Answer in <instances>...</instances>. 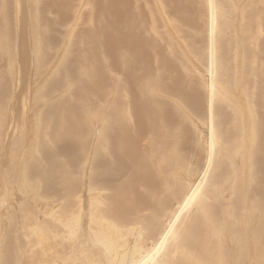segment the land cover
I'll use <instances>...</instances> for the list:
<instances>
[{"label":"bare ground","instance_id":"6f19581e","mask_svg":"<svg viewBox=\"0 0 264 264\" xmlns=\"http://www.w3.org/2000/svg\"><path fill=\"white\" fill-rule=\"evenodd\" d=\"M67 2L63 1L64 9L58 7L56 11L60 13L61 22L67 23L64 25L68 27L71 16L66 11V7L69 8ZM209 2V12L213 13L215 0ZM119 3L120 0L83 1L85 6L94 5L93 11L105 13L109 7L114 17L112 21L105 18L99 23L93 17L88 18L92 26L86 24L88 29L85 28L77 41L70 44L69 54L57 66V70L67 69L66 72L54 74L49 93L44 95L51 100L56 92L71 89L68 96L63 95L59 100L66 102V109H59L64 119L58 117L56 124L46 122L41 129L47 130L46 135L41 134L46 136L41 138V147L47 151L54 152L53 146H56L63 157L84 162L89 153L95 120H98L96 117L104 118L105 128L101 132L88 184L83 181L84 170L78 177L79 183L64 173L62 167L56 170L60 174L56 180L47 178L43 181L38 179L36 167L27 164L25 186L17 190L28 195L22 209V235L18 236L17 243L14 238L10 239L4 248L1 264H234L226 253L225 244L237 249L246 242L254 243L256 247L263 243L264 45L248 67L253 69L254 80L250 77L253 81L248 79L249 85L242 83L254 89L251 94L258 92L260 98L259 103H251V124L246 133L240 109L227 90L228 84L235 83L234 76L229 72L234 64L223 62L219 52L217 41L223 21L219 24L220 20L212 18L208 22L206 51L209 50L210 56L205 51L207 58L200 55L199 60L208 66L211 80L200 76V87H197L193 75L187 73L189 66L185 63L186 58L179 57L172 47H168L170 51L165 53L164 58L159 55L161 64L158 66L156 62L157 68L149 65L152 59L149 62L144 52L134 54L133 58L128 52H124L128 57L120 55V45L131 48L129 51L133 49L134 53L140 50L134 37L126 43L123 39L120 41V30L124 27L120 28ZM259 12V15H264V9ZM10 13L8 0H0V60L14 72V32L10 27ZM255 13L253 10L251 15ZM37 16L40 17L37 22L43 26L44 16ZM49 27L48 32L38 27L35 31L39 67L44 66L49 57L52 58L49 47L59 43L51 21ZM258 28L260 30L261 27ZM70 30L73 32V28ZM161 45L164 46L163 43ZM168 45L172 46V42H168L166 48ZM155 51L163 54L159 53L160 50ZM19 56L22 63L26 61L24 45L20 47ZM57 56L54 55V58ZM123 56L125 65L121 81ZM156 59L154 57L153 61ZM5 83L7 77L0 75V89L6 87ZM111 92L119 93L120 100L122 97L126 101V96H131L132 102L129 103L133 104V109L122 100L117 102L114 99L109 103L119 107L126 105L128 119L120 117V112L114 108L102 107ZM136 105L141 110L135 111ZM226 105L235 118L232 152L236 154L245 146L246 140L249 145L253 174L245 187L234 164H230V171L223 170L217 155L215 137L226 142L228 136V130L223 133L216 129L222 123L221 110ZM185 108L199 118L206 114L208 130L205 133L198 126L201 124H196ZM3 110L0 102V115ZM163 131L166 137L176 136V140H170L166 146L176 147L181 163L171 155L160 153L163 142L158 136ZM141 132L144 136L151 133L152 137L147 142L138 141ZM147 151L156 154L149 161L141 155V152ZM155 156L156 160L153 159ZM115 160L126 163L111 165ZM44 175L47 177L45 171ZM2 180L0 174V184ZM29 187L30 192H26ZM226 191L230 194L224 200ZM60 202L62 206H59ZM216 202L220 203L221 209H217ZM84 212L85 227L82 224ZM147 212H153L152 216H146ZM224 220L229 224L225 230L219 224ZM135 249L140 260L133 263Z\"/></svg>","mask_w":264,"mask_h":264},{"label":"rangeland","instance_id":"374dc122","mask_svg":"<svg viewBox=\"0 0 264 264\" xmlns=\"http://www.w3.org/2000/svg\"><path fill=\"white\" fill-rule=\"evenodd\" d=\"M63 1H68L67 3L69 5V10L66 7V11H68L67 13L71 16L68 27L65 26L67 23L65 24L61 22L60 13L56 11L58 7H60V9H64ZM67 1L8 0L11 12L10 27L14 32L13 36L16 35L14 37L12 36L13 57L15 59L14 65H16V68L14 69V72H11L8 65L4 61L0 60V75H5L7 77V83H5L6 87L0 89V102L2 109H4L2 115H0V174L3 178L0 184V264L4 258V248L10 239L14 238L17 243L18 236L22 235V209L28 195H23L17 190L22 189L25 186L24 177L26 173V165H34L36 167V175L38 176V179L42 178L43 181H46L47 178H49V180H56L60 175L56 172V170L58 167H62L63 171H65L64 173H68L75 183H79L78 180H80V178L78 177L84 170L83 181L88 184L92 173L94 157L98 151L101 132L105 128L104 118H100V116L96 117L95 115L98 120H95L89 153L84 162L75 158L68 159L63 157L58 153L56 146H53L54 152L47 151L45 148L41 147V138H45L47 133L46 129H41L45 126L46 122L56 124L58 117L64 119V114L60 112L59 109H66V102H59V100L63 95L68 96L71 93V89L56 92L53 97H51V100L45 98L46 96L44 97V95L49 93V88L52 84L54 74L66 72L67 69L57 70V68L61 65L60 63L63 61V58L69 54L68 50L70 48V44L77 41L78 35L82 31L88 29V26H92V24L90 25L88 18L93 17L94 21L99 23L105 18H109V20L112 21L111 19L114 17V14H110L113 13V11H111L109 7L107 8L108 12L106 10L104 13L103 11H93L95 8L94 5H91L92 7L87 4V6L83 5L84 0ZM207 1L208 3H205ZM215 3V11L210 13L208 8L210 7L209 0H120V28L122 26L124 27V30L122 28L120 30V41L123 39V43H126L129 41L130 37H134L136 44L139 46L138 50H140L137 51V53H134L133 49L129 51L131 48H128L125 45V48H123V45H120V55L123 54L125 56L124 52H128L127 54H131L130 57L133 58L138 54V52H144L148 61L152 59L151 62L155 63L151 64L149 61V65H153L157 68L161 64L160 56L164 58L165 53L168 54L170 51H168V47L169 49L172 47L174 52L177 53L179 57L184 56L186 58L185 63L189 66L187 68V73L189 75H193L198 83L197 87H200V76H205L208 80H211V74L208 71V66L206 63H202L199 60L200 55H203L204 57L206 56L205 59L207 58V55L210 56L209 50L206 51L208 47L207 43H209L207 42L209 41L208 22H210V19L212 18L220 20L219 24L223 21L224 25H221L220 27L219 39L217 41L219 52L220 55L223 56V62L234 64V68L229 70V72L232 76H234L233 78H235L233 79L235 83H232L233 85L228 84L227 90L229 91V95L234 98V103L236 102L240 109L239 112L241 113L244 129L247 133L251 124V103H259L260 98L258 96V92L251 94V91H254V89L247 88L248 86L245 87L243 84L249 85L248 79H250V77L254 80V76H252L254 73L253 69H248V67L264 45V29H262L264 28V15L261 16L259 15L260 12L258 13L259 10L264 9V0H215ZM217 3L221 4L218 5ZM222 3L225 4V7ZM221 5H223V7ZM137 6L139 7L137 8ZM90 10H92L90 12L91 15L88 13ZM253 10L256 12L255 15H251ZM249 12L252 13L250 14ZM38 14H41L42 18L44 16L43 26L42 23L37 22V19H40V17L38 18L37 16ZM95 14L98 15L96 16ZM100 14L105 15L102 17ZM116 14L117 12L115 15ZM129 17H132V19ZM85 19L87 22H85ZM207 19H209V21H207ZM249 19H252L253 21L248 23L250 21ZM50 21L53 24V29H55L53 33L59 43L49 47L51 48L49 51L52 58L49 57L48 62L43 63L44 66L39 67L37 63L39 54L36 53L37 41L35 38V31L41 29V31L48 32L49 28H51L49 27ZM86 24H88V26H86ZM136 26L138 29L135 28ZM257 26L261 27L260 30ZM37 27L38 29L36 30ZM71 28H73L74 34L72 30H70ZM152 33H154V35ZM67 38L69 39L66 40ZM157 38L159 40H157ZM201 38H203V40ZM22 42H24V44H22ZM168 42H172V46L168 45L166 48V44H168ZM123 43L120 42V44ZM162 43L164 46L161 45ZM140 44L143 48H141L142 46ZM21 45L25 46L27 53L26 61L23 63L19 56ZM194 47L195 49L198 47L197 51L195 49L193 50ZM155 49L160 50L159 53L163 54H158V51H155ZM131 51H133V53ZM204 52L207 55H205ZM53 54L58 56L54 58ZM72 55H74V53ZM124 56L123 58L121 57L122 61L120 63L121 81L123 80L122 67L125 65V63H123V59L128 57ZM130 57L129 60L131 59ZM154 57L155 59L158 58V60L156 59L153 61ZM156 62L157 65L159 64L158 66L156 65ZM258 63L261 66V62L259 61ZM121 64L123 65L121 66ZM191 65H193V67H190ZM153 71L157 72L155 70ZM159 72L160 71L157 73ZM111 75L114 76L115 74L112 73ZM252 79H250V82L253 81ZM118 94L119 93L116 94L111 92L109 94L110 98L107 103L102 105V107L114 108L117 112H120V117L128 119L125 114V108L126 105L129 106L132 102L130 99L131 96H126V101L121 97L123 103L130 102L129 104H124V107L109 105V103L113 102L114 99H116L117 102L121 101L119 98L120 94ZM165 98L163 97V99ZM184 98L186 99V95ZM158 99L157 100L160 101V98ZM157 102L153 101L152 103ZM130 106H132L131 108L133 109V104ZM137 107L136 109L134 108L135 111L141 110L139 106ZM185 110L196 120V124H198L197 122L201 124H198V126L202 127L203 132L205 133L208 130L206 114L204 113L202 118H199L193 114L194 112L192 110L189 111V108H185ZM221 112L223 114L222 123L220 126H217L216 129L223 133H226L228 130V136L225 138L226 142H223L215 137L216 147L218 149L217 155L220 156L219 160L222 163L223 170L230 171V164H234L238 171L240 182L242 186L245 187L246 185H249L253 174V165L249 154L248 141L246 140L245 146L240 148L236 154L232 152L231 144L234 140L235 118L228 105L224 106ZM261 121V118L258 117V122L261 123ZM135 127H137V125ZM43 133H45V135L41 136ZM165 134L167 133L165 132ZM248 135L250 136V134ZM151 137V133L144 136L141 132V137L138 141L145 140V142H147ZM158 137L163 142L160 147V153L171 155L178 163H181L182 161L176 155L178 152L176 147H173L172 145L166 146L170 140H176V136L166 137L163 131ZM141 155L149 161L151 156L156 154L147 151L141 152ZM153 159L156 160V156L153 157ZM125 163V161L115 160L111 163V165H122ZM250 169L252 170L250 171ZM44 171L47 173V177L44 175ZM30 190L31 187L26 188V192H30ZM228 193L230 194L229 191L224 193V200L229 198L227 195ZM81 195L84 198V192H82ZM260 203L262 204L263 202ZM32 206L34 207V205ZM59 206H62L61 202L59 203ZM216 206L217 209H221L219 202H216ZM152 214L153 212L145 213L146 216H152ZM84 215H86L85 212L83 213V218ZM85 220V218L82 219L83 225L85 224ZM219 224L222 228H224V230L229 225L226 220H224V222L221 221ZM224 247L228 257L234 264H264V239L263 243L258 247H256V244L248 242L239 246L237 249L231 248V246H227V244H225ZM132 260L133 263L140 260V256L136 249Z\"/></svg>","mask_w":264,"mask_h":264}]
</instances>
